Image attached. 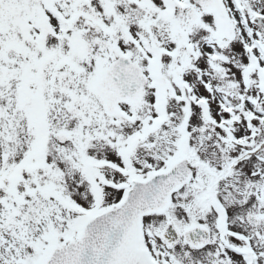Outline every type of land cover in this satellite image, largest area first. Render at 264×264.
Here are the masks:
<instances>
[{
    "label": "snow or ice",
    "instance_id": "1",
    "mask_svg": "<svg viewBox=\"0 0 264 264\" xmlns=\"http://www.w3.org/2000/svg\"><path fill=\"white\" fill-rule=\"evenodd\" d=\"M0 264H264V0H0Z\"/></svg>",
    "mask_w": 264,
    "mask_h": 264
}]
</instances>
